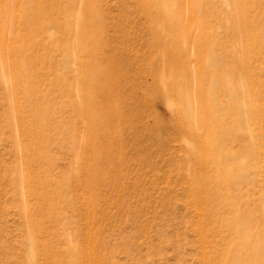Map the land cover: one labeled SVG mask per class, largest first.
<instances>
[{
  "label": "rangeland",
  "instance_id": "1",
  "mask_svg": "<svg viewBox=\"0 0 264 264\" xmlns=\"http://www.w3.org/2000/svg\"><path fill=\"white\" fill-rule=\"evenodd\" d=\"M151 1L1 0L15 13L30 8L31 18L2 22L0 4L6 56L0 60V264H56L51 252L63 253L68 238L77 241L80 264H208L231 239L221 222L231 202L210 216L193 179L215 172L188 151L191 131L201 133L199 75H206V88L210 75L223 79L219 99L232 111L239 102L244 107L250 83L258 107L253 147L245 124L235 130L229 115L235 133L225 146L240 161L229 166L237 204L255 216L253 227L262 224L256 210L264 208V42H247L250 33L264 38V0H168L171 17ZM239 7L248 19L246 42L237 30ZM97 56L116 90L107 101L99 93L113 118L93 128L82 118L78 94L90 88L87 66ZM22 57L33 75L28 96L12 65ZM39 118L43 160L29 163L26 150L38 154ZM96 150L103 163L93 159ZM96 164L99 182L90 186L83 166ZM46 173L49 192L64 195L52 207L40 206L34 182Z\"/></svg>",
  "mask_w": 264,
  "mask_h": 264
},
{
  "label": "bare ground",
  "instance_id": "2",
  "mask_svg": "<svg viewBox=\"0 0 264 264\" xmlns=\"http://www.w3.org/2000/svg\"><path fill=\"white\" fill-rule=\"evenodd\" d=\"M151 2L154 6L153 7L154 10L157 13L162 15H167L168 17L172 16V8L168 0H152ZM0 4L1 5L3 4L1 0H0ZM9 8L10 6L8 5L1 6L2 22H10L11 25L13 26V23H15V21L18 19L31 18V16L28 15L30 12L29 11L30 8L20 11L19 13H15L14 11L9 10ZM239 12L240 13L242 12V15L240 18H237V22H236L237 30L240 32L243 31L244 35H246L245 38V42H246L247 36L249 34V32L247 33L246 30L248 19L245 18V12L240 7H239ZM262 36L263 35L256 36L255 34L250 33L249 42H247L248 45L253 44V42L254 43L264 42V38ZM100 44L101 43L96 42V47L100 48ZM248 53L249 52H246V54ZM1 55H0V60L6 57L2 53ZM12 65L13 68L16 70L15 75L18 84H20L26 89L25 92L27 96L30 95L29 93L32 92V87H33V75L30 72L31 65L28 58L22 57L18 59L17 62H13ZM87 68L89 69V75L86 76L85 85H88L90 88L88 90H85L84 92L81 91V93L78 94V96L80 98V103L83 110L82 118L86 120L87 124L90 127L96 128L103 125V122L110 121L113 118L111 117L112 115L109 116L105 114L106 112H104L99 102L100 101L99 99L101 97V96L99 97V93L100 95H102V97H105L106 99L105 98L104 99L107 101L114 97L113 94L116 88L114 89L110 87L111 85L113 86L111 81L114 78L111 77V70L109 68L107 69V67L104 64L103 58L97 56L96 59H93L90 62V66H87ZM172 70L173 69H171V71ZM205 76L206 75H199L200 109L197 117V123L200 125L199 127L201 129V133L202 134L205 133V137H203V135L200 132H193L192 130L191 138L188 142V151L190 155L194 157L196 163H198L200 166L203 167L209 166L211 167L210 171H215V172L213 174H210L209 171H201L196 173L193 176V179L197 183L196 189L197 192L199 193V196L201 194L203 197H206V199L211 205L209 211L210 216L213 217V215L219 212V209L221 208L220 205L223 201L231 202L229 210L226 212L227 214L221 217V222H223L230 230L231 239L225 243V246L214 250L215 252L213 254V257L208 259V264H220V263L264 264V208L259 207L256 210L257 212L256 216L262 219V224L259 225L257 228L253 227L251 224L255 216L252 217L251 215L243 212L239 208L237 204L238 201L235 199V195L233 193L230 184L231 182L229 179V168H230L229 166L231 160H233V162L238 163V165H240V161H238L236 157H233L231 159L229 150L225 146L228 142V138H230L235 133L229 131L230 126L226 121L227 119L226 116L229 115L230 117L232 116L233 118L232 121L234 128H236L235 130H237V128L240 129V127L245 124L244 128L245 130L248 131L250 147H253L255 133L253 132L254 128H252V123L254 120V116L258 111L257 102H255L252 97V89L249 83L247 84L245 90V95L247 94V97L245 100L244 107L239 102L236 104V107L238 105V109L236 111H232L228 105H226L224 102H222L219 99L220 92L222 90L221 82L223 79H221L217 75H210L211 78L210 81H212V84L211 87L206 88ZM87 80H89L90 82L89 81L87 82ZM112 82H114V80ZM84 87L85 86H83V90L85 89ZM238 90H239L238 87H235L234 92L235 91L238 92ZM101 101H103V98ZM105 105L107 104L105 103ZM44 123L45 121H43V118H39L35 122V125L39 131V138L37 142L39 146L37 150L38 154L35 157H30L28 154L29 150H26L30 161L29 163L37 162V161L39 162L40 160H43L42 158L43 156L41 153L45 151V146H46V143L44 142L46 139ZM96 151L97 152L95 153L93 151V157H94L93 159H96L98 157L100 159V162L103 163L105 160L104 154L101 152V150L100 151L96 150ZM228 161L230 162L228 163ZM100 169H101L100 164L99 165L96 164L93 166L89 165L87 167L83 166L82 172L83 175H85L84 176L85 181L88 185L91 186L99 182L98 179L99 177H97V173L99 172ZM75 172H76L75 170H71L69 176L71 177L73 174H75ZM68 179L69 177L67 178L64 177V179H61V181H59L60 182L59 186H64L67 183L66 181H68ZM51 181L52 178L47 173L44 174L43 177L38 176L37 179L34 181L35 186H37L38 189L40 190L39 192L41 196L40 206L52 207L56 201V198H60V196L62 197L64 196L61 193H59L62 190L59 191L57 190L56 195L51 194L49 192L48 188L52 185L50 184ZM203 202L204 201H202V203ZM88 207L89 206H87V208ZM90 213L92 214V212ZM92 216L91 218H93ZM208 224L209 222L207 223V226ZM66 241L69 244V246L63 250V253L61 252V250H56L51 252L55 257L57 256L59 257V261H57L56 264H80L81 262H79V256H81V254L78 251V247L76 244L77 241L75 239L71 240L69 238ZM32 245L33 247L30 256L31 259H33L35 255L34 242H32ZM88 250L85 249V252ZM90 254H86L87 258L89 257ZM89 259L88 261L90 262L91 259L90 260ZM86 260L87 259H85L84 264H87ZM97 261L99 260L97 259Z\"/></svg>",
  "mask_w": 264,
  "mask_h": 264
}]
</instances>
